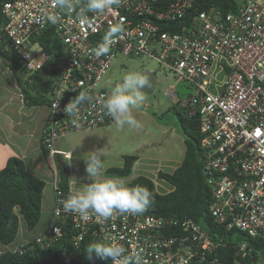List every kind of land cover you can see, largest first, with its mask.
Listing matches in <instances>:
<instances>
[{
  "label": "built area",
  "instance_id": "built-area-1",
  "mask_svg": "<svg viewBox=\"0 0 264 264\" xmlns=\"http://www.w3.org/2000/svg\"><path fill=\"white\" fill-rule=\"evenodd\" d=\"M68 3L70 10L58 7L56 0H8L1 8L2 52L15 61L26 91L48 109L41 145L53 167L54 208L47 229L34 241L50 247L69 219L75 248L89 237L90 243L120 244L127 255H140L142 264H220L215 252L226 243L220 236L215 241L188 216H156L148 209L139 215L114 212L105 221L91 211L84 219L63 209L64 200L84 188L73 181L72 152L58 151L57 142L111 124L103 109L108 94L103 76L119 57L148 58L193 88L177 104L188 117L198 116L208 213L216 227L238 232L234 254L245 259L252 252L248 241L264 242V0H246L227 14L216 9L192 14L193 0L167 5L163 0H119L102 12H87L83 22L79 17L85 14L86 0ZM49 14L57 16L56 23L44 19ZM184 19L190 20L187 26ZM121 22L124 33L113 37L109 52L94 55L108 30ZM178 22L180 32L165 29ZM45 41L50 52L42 45ZM20 90L18 98L24 100ZM80 91L90 100L74 113L66 112ZM166 95L177 98L175 87ZM59 154L67 193L60 188ZM86 179L101 180L98 173ZM24 246L7 251L21 254ZM233 264L242 262L236 258Z\"/></svg>",
  "mask_w": 264,
  "mask_h": 264
},
{
  "label": "trees",
  "instance_id": "trees-1",
  "mask_svg": "<svg viewBox=\"0 0 264 264\" xmlns=\"http://www.w3.org/2000/svg\"><path fill=\"white\" fill-rule=\"evenodd\" d=\"M6 1L8 0H0V25L2 22L1 8ZM163 1L167 5L172 0ZM245 1L193 0L191 13L206 12L210 9H216L222 14L233 13L237 10L238 4ZM184 21H186L184 26H187L190 20L184 19ZM180 25L181 23L178 22L165 29L171 30L175 27V31L180 32ZM47 39H49V36ZM50 42L54 48H58L57 43L51 39ZM42 45L46 52L51 51L46 41L42 42ZM0 59L9 65L18 78L19 85L22 88L21 91L25 97L30 98L32 102L43 103L41 99L32 97L23 87L24 81L19 75V69L15 61L7 58L6 54L2 52L1 46ZM177 108L174 109V112L179 122L180 133L184 137V158L172 173L161 171L157 173V177L169 184L173 189L168 193L159 194L155 190L154 183L144 176H137L125 184L128 186L141 185L150 191L153 196V203L149 210L156 216H188L208 230L215 241L220 236L226 243V245L220 246L215 252L220 264H233L236 258L242 264H253L252 261L254 260H261V264H264V242L261 240L248 241L249 246L252 247V252L245 259H240L234 254L235 242L229 240L230 236L238 235V232L235 230L225 232L223 228L214 225L213 219L208 213L210 192L202 172L203 164L198 116L188 117L184 109ZM42 149L46 153L43 146ZM137 160L138 157L135 155L124 156L120 167L109 168L106 173L118 176L120 179H128ZM58 171L60 188L67 193L68 178L66 167L60 168ZM44 187L45 182L29 174L23 161L16 157L8 158L5 166L0 169V243L2 246L8 247L4 252H0V264H109L108 258L99 259L95 256L91 259L88 258L85 249L90 244L89 237H86L78 248L72 245L71 238L74 232L69 219H65L62 224L61 237L53 242L50 247L43 249L39 243L34 241L42 232L30 240L19 242L18 245H25L21 254L7 251L9 248L14 247V241L21 224L24 225L27 231H32L38 224L42 214V192ZM241 238L245 239L243 236Z\"/></svg>",
  "mask_w": 264,
  "mask_h": 264
},
{
  "label": "rangeland",
  "instance_id": "rangeland-1",
  "mask_svg": "<svg viewBox=\"0 0 264 264\" xmlns=\"http://www.w3.org/2000/svg\"><path fill=\"white\" fill-rule=\"evenodd\" d=\"M129 72H139L150 77L151 86L143 89L145 99L139 106L140 109L143 108L144 104H147L149 108L145 111L149 114L143 115L146 118L134 116L136 120L137 117L141 119L138 121L140 127L137 128L127 124L121 127L113 122L89 132L74 133L70 138H67V141L71 144L67 145L66 150L74 153L71 164L74 170L73 173L76 176L73 178L75 186L85 189L88 183L91 182V180L86 178H94L96 176H89L86 172V159L91 155L90 152H98L97 155L102 157L103 162L104 160L107 162L102 163L103 167L98 172L100 179H112L118 182H120L119 177L106 173L107 168L105 166L111 161H114V164L118 162L117 166H119L124 156L136 155V151H138V155L149 156L152 162H155L150 164L151 169L157 167L158 171L165 173H172L174 170H172L171 166L178 167L184 158V137L180 133L179 122L174 109L178 107L177 100L188 95L193 89L192 86L186 82H178L170 70L162 68L154 60L148 58L122 59L119 57L111 64L110 69L103 76L102 87L109 93ZM172 86L176 88L177 98L168 100L165 93L167 92V87L170 88ZM83 143L84 145H82ZM143 146L144 149L139 150ZM63 148V144L56 147L58 151L65 152L66 150H62ZM168 159H171V161H167ZM153 172L155 174V171ZM157 179L155 180V185L165 184L163 180ZM162 185L161 188L156 190L158 193H163L167 188H171L167 185L162 187ZM50 192L51 188L48 189L47 193ZM48 204H50L49 208H54V205L52 206L51 204V199H48ZM44 210L45 208L42 206L40 220L32 231H27L23 224L20 225L13 246L18 245L22 240H30L46 230L52 217L49 214H43ZM237 239V234L229 237L231 241H237Z\"/></svg>",
  "mask_w": 264,
  "mask_h": 264
},
{
  "label": "clouds",
  "instance_id": "clouds-1",
  "mask_svg": "<svg viewBox=\"0 0 264 264\" xmlns=\"http://www.w3.org/2000/svg\"><path fill=\"white\" fill-rule=\"evenodd\" d=\"M56 3L60 8L71 9L68 0H56ZM118 4L119 0H86L85 8L82 9V12L85 14L81 15L79 19L83 22L87 19V12H102ZM44 19L56 23L58 18L54 14H49ZM123 33L124 28L122 22L112 26L105 34L102 43L95 49L94 55L101 56L108 53L110 50L109 45L113 37L122 35ZM150 86V77L148 75L139 72H129L106 95L103 109L118 126L123 127L127 124L132 127H140L139 122L134 118L132 113L134 109L139 108L145 99L143 89ZM167 99L172 100L168 96ZM88 100H90L89 95L84 91H80L74 100H70L65 111L74 113L79 105ZM68 137L61 140H65ZM90 153L91 155L86 159V172L89 176H94L100 171L103 165L100 156L97 155L98 152ZM58 156H60L63 164V167H60L56 162L58 169L64 168L65 164L62 156L60 154ZM152 203L153 196L144 186H128L112 179H102L99 182L88 184L83 190L77 189L74 194H70L63 202V209L67 213L77 214L84 219L89 217L91 211L106 221L112 217L114 212L131 215L143 214L151 207ZM85 251L89 259L93 256L99 259L111 258L114 264H117L123 258L125 264H142L140 255H127L128 250L118 243L92 242L86 247Z\"/></svg>",
  "mask_w": 264,
  "mask_h": 264
},
{
  "label": "crops",
  "instance_id": "crops-1",
  "mask_svg": "<svg viewBox=\"0 0 264 264\" xmlns=\"http://www.w3.org/2000/svg\"><path fill=\"white\" fill-rule=\"evenodd\" d=\"M168 88L169 87H167V90ZM20 89L22 90L18 78L10 69L9 65L0 59V169L5 166L7 159L10 157H16L23 161L25 169L29 174L34 175L45 182V187L42 192V206L45 208L43 214L46 213L52 217L53 211L51 210H53V208H49L50 204H48V199H51V204L53 206V167L41 145V138L47 120L48 109L46 108V105H43L41 102H32V100L27 97L24 100L18 98V92ZM147 108H149V106L144 104L143 108L134 109L132 114L133 116L149 114L145 111ZM142 118L146 117L143 116ZM139 120L141 119L137 117V121ZM68 138H70V136ZM61 144L64 146L62 150H66L67 145H70L71 143L67 141V139L61 140L56 144V147H59ZM82 145H84V143ZM141 149L143 150L144 146L139 150ZM137 152L138 151H136L135 156L138 157V160L133 165L131 176L128 179L122 180L129 181L137 176H144L150 179L155 185V180H158L157 173L159 171L157 167L151 169L152 167L150 166V164L155 162H152L149 156L138 155ZM73 155L74 153H72V157ZM100 158L102 160L101 156ZM167 161H171V159H168ZM101 162L103 164L107 163L106 160H104V162L102 160ZM113 162L114 161H111L105 167L107 169L120 167L123 163V158L119 166H117L118 162L116 164ZM171 167L172 170L177 168L174 165ZM153 171H155V174ZM161 185L162 184L155 185V189L158 190V188H161ZM164 185L169 186L167 183ZM164 185H162V187H165ZM49 188H51V192L47 193ZM172 189V187L170 189L167 188L166 191L164 190L165 192L159 194L168 193ZM2 248L3 250H1ZM6 248L8 247H4L0 243V252H4V249Z\"/></svg>",
  "mask_w": 264,
  "mask_h": 264
},
{
  "label": "water",
  "instance_id": "water-1",
  "mask_svg": "<svg viewBox=\"0 0 264 264\" xmlns=\"http://www.w3.org/2000/svg\"><path fill=\"white\" fill-rule=\"evenodd\" d=\"M56 162L58 163V165L60 166V167H63V164H62V162H61V158H60V156H56Z\"/></svg>",
  "mask_w": 264,
  "mask_h": 264
}]
</instances>
